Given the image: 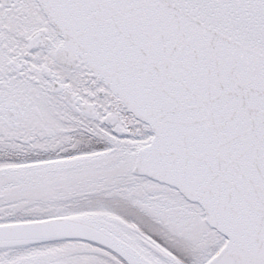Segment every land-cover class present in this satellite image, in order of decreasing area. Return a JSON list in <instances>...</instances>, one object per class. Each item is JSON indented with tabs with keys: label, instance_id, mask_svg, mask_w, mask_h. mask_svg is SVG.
<instances>
[{
	"label": "snow or ice",
	"instance_id": "obj_1",
	"mask_svg": "<svg viewBox=\"0 0 264 264\" xmlns=\"http://www.w3.org/2000/svg\"><path fill=\"white\" fill-rule=\"evenodd\" d=\"M0 264H264V0H0Z\"/></svg>",
	"mask_w": 264,
	"mask_h": 264
}]
</instances>
